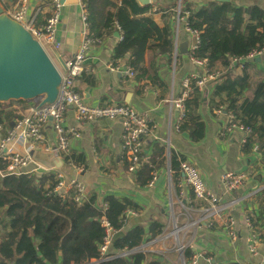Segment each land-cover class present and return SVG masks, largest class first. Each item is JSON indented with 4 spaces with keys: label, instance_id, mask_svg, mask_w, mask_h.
<instances>
[{
    "label": "crops",
    "instance_id": "crops-1",
    "mask_svg": "<svg viewBox=\"0 0 264 264\" xmlns=\"http://www.w3.org/2000/svg\"><path fill=\"white\" fill-rule=\"evenodd\" d=\"M211 2L216 0H179L178 7L181 9L182 5L184 7L193 5L198 10ZM172 4L173 0H152V11L157 10L152 15L160 28H164L169 21L167 13ZM228 6L240 18L253 9L264 12V0H230ZM6 7L9 5L7 4ZM39 10L41 14L36 19V25L41 27L51 16L52 0H31L30 17H34ZM85 13H87L85 0H63L61 22L56 32L57 45L47 49L53 62L61 71H64L65 64L78 54L83 42L88 40L90 46L87 59L83 63L84 72L81 78L75 81L74 91L88 106H128L137 113L146 115L151 121L152 131L144 140L142 161L150 158L156 143H162L167 148L168 154L173 153L192 163L221 204L230 207L231 203L237 202L229 209V214L235 220L237 241L232 246L218 231H212L206 226H195L200 214H192L188 217L186 211L193 207L199 210L200 203L195 200L191 188L182 176L178 178L171 176L169 162L156 176L152 185L145 189L137 188L134 174L127 172L123 162L125 156L122 151L123 125L120 120H102L87 125L77 121L75 109H68L64 118L65 128L75 127L79 131L78 137L68 136L69 155L82 154L87 158V165L85 168L82 167L86 169L83 176L77 177L75 167L66 166L64 158L68 155L62 157L60 169L51 163L31 158L46 168H53L64 173L67 182L79 179L86 183L88 191L98 194L100 202L110 195L130 197L141 211L128 221L126 231L134 227H142L148 233L152 224L159 223L164 227L161 237H167L178 230L182 247L189 248L195 245L198 250H207L216 264H262L264 258V165L261 154L259 151H254L255 154L250 157L243 154L245 136L239 131L228 138L221 137L226 116L212 113L206 102L200 110L206 126L205 137L200 144H192L189 137L179 131L182 118L180 111L169 103L171 99L178 100L181 97L182 81L185 78L202 71V68L195 66L188 56V52L190 53L196 45V38L185 32L180 34L181 23L177 21L174 51L159 47L148 55L144 66L151 74H154L156 67H159V78L166 83V87L155 86L145 76L128 80L122 72L110 69V65L118 61L113 58L121 40H118L115 34L103 39L91 35L83 22ZM182 46L188 47L185 56L180 54ZM176 49L178 54L175 59ZM127 60L122 61V70L131 68L125 65ZM252 62L255 64L252 71L258 79L254 99L257 102L264 100V55ZM214 71L219 73L217 69ZM166 89L167 93H165ZM37 104L27 106L22 117L28 114L26 111ZM42 133L48 144L55 145L57 133L52 126L44 127ZM24 146L25 143L20 142L17 145L18 151L23 152ZM94 150L98 151L97 154H93ZM29 152L32 153V151ZM33 169L32 163L21 171L7 168V174L11 176L1 180L2 188L5 191L14 190L17 193L25 191L26 199L36 202L35 194L47 190L46 187L49 186L53 175H36L34 182L29 183L27 175ZM227 173L245 176V184L239 192L229 194L224 191L221 177ZM247 219L253 227L256 226L254 228L260 239L256 258L250 255L247 247L249 238ZM176 247V243L170 241L169 249L172 253L167 258L169 264L181 263L179 253H174Z\"/></svg>",
    "mask_w": 264,
    "mask_h": 264
},
{
    "label": "trees",
    "instance_id": "trees-1",
    "mask_svg": "<svg viewBox=\"0 0 264 264\" xmlns=\"http://www.w3.org/2000/svg\"><path fill=\"white\" fill-rule=\"evenodd\" d=\"M3 5L6 8V4ZM178 6L179 0H173L167 13L169 21L160 28L154 21L152 7H142L137 0H85L87 28L91 35L101 39L119 34L121 41L113 59H128L125 65L138 69L139 79L145 76L155 86L166 87L159 78V67L151 74L144 63L159 47L174 51ZM229 7L218 2L198 10L193 5H182L180 34L190 35L186 31L189 29L198 37V45L188 52L189 58L206 62L221 76L206 93L195 90L190 94L184 103L179 131L194 145L203 141L206 126L200 110L206 102L212 113L222 110L227 116L233 115L239 125L251 130L242 152L250 157L254 151H259L264 165V100L254 101L258 86L257 75L252 71L255 64L249 61L232 66V61L264 47V12L253 9L240 18ZM31 104L34 103L0 105V140L8 137L14 123ZM154 146L150 158L142 161L134 173L139 189L152 185L168 162L171 176H182L180 165L186 159L168 154L162 143ZM64 162L68 167L85 168L87 158L82 154H70ZM123 162L128 172L130 164L126 155ZM0 166L6 168L9 165L0 159ZM54 187L52 179L47 190L41 191L44 193L41 200L33 202L26 199L25 191H5L0 180V264H165L161 262L163 256L142 253L104 261L100 252L105 237L101 227L104 214L116 235L125 233L123 238L113 242L114 253L135 250L163 234L164 227L159 223L152 224L148 233L142 227L126 231L125 212L129 209L141 211L130 197L110 195L100 202L98 194L89 192L86 199L75 202L73 195L54 196ZM214 230L218 231L219 227L215 226ZM184 258L191 259L192 252L186 251Z\"/></svg>",
    "mask_w": 264,
    "mask_h": 264
},
{
    "label": "built area",
    "instance_id": "built-area-1",
    "mask_svg": "<svg viewBox=\"0 0 264 264\" xmlns=\"http://www.w3.org/2000/svg\"><path fill=\"white\" fill-rule=\"evenodd\" d=\"M6 5L8 4L9 10L7 13L16 22L24 25L47 50L50 47H55L56 44V29L60 23L61 11L63 7V0H52V12L51 16L47 20L46 24L34 29L36 19L41 14V11H37L34 17H30V3L31 0H0ZM10 2V3H8ZM157 10H153L152 14H155ZM181 9H178V21L181 23L180 18ZM83 22L88 27V14L85 13ZM88 29V28H87ZM188 33L196 38V46L198 45V37L196 34L191 33L189 29H186ZM90 42L85 40L79 50L68 63L65 64L64 71H61L63 82L60 90V95L57 101L45 108L37 109V105L26 111V116L17 120L12 126L11 131L8 133V137L0 140V159L6 162L9 166L4 168L0 166V180H5L11 175L7 174V168L11 170L21 171L29 164L34 165V169L27 175L29 183H33L36 179V175H53V182L55 187L52 191L54 196L69 197L74 196L75 202H79L88 197L89 191L86 183L79 179L66 181L65 174L56 171L55 169H49L42 164L35 162L30 152H38L41 154L53 155L55 158L62 160L63 156L69 155V137L70 135L78 137L79 131L75 127L65 128L64 118L68 109H75L76 119L80 123H87V125L95 124L102 120L109 121H122L123 125V154L127 156L130 164L128 172L134 174L136 168L140 166L142 162L141 152L143 149L144 140L151 134L152 126L151 121L144 114L137 113L133 108L128 106H114V107H91L86 105L82 98L74 91L75 81L81 78L84 72L83 63L87 59V53L89 50ZM193 49V50H194ZM192 50V51H193ZM178 54L176 49L175 59ZM264 55V47L258 51L253 52L249 56L241 58L240 60L232 61L233 65L243 64L249 61H255ZM192 63L202 68L200 73L192 74L182 81L183 93L178 100L171 99L170 105L175 106L181 113L184 114V103L189 98L190 94L197 90L200 93H206L208 89L213 85L221 76L211 69L206 62L198 61L191 58ZM122 60H118L115 64L110 65L112 71L122 72L126 79L132 80L138 76V69L122 70ZM218 116L225 115L222 110L215 111ZM226 121L222 127L221 137L228 138L236 131L244 134V142L251 135L250 129H245L239 125L233 115H225ZM182 119V118H181ZM46 126H52L56 131L55 145L47 143L42 129ZM20 142H24L25 146L22 147L23 152H19L17 145ZM97 150L93 151V154H97ZM180 174L184 178L186 184L191 188L192 193L196 201L200 203V209L196 210L194 207L186 211V215L189 217L192 214H200L198 220L195 222V226H206L212 230L215 226L219 227L218 233L223 235L227 240L235 245L238 234L235 231V220L229 214L231 206L237 204L233 202L230 207L221 204L220 200L210 191L208 186L203 181L198 170L189 161L182 162L180 165ZM77 177L85 174L84 169L75 168ZM246 178L243 174L227 173L221 177V185L226 193L239 192L244 184ZM41 192L35 194L36 202H39L42 198ZM104 213L107 211V206L103 207ZM139 214L138 211L129 209L124 214L125 227L128 225V221L131 218L136 217ZM247 225L249 230L248 238V251L252 257H258V250L260 247V239L257 235L255 228L247 219ZM101 227L104 231L105 237L103 239L100 252L104 261H111L119 259L132 254L142 253L146 255H167V258L171 256V250L169 249L170 241L176 243L174 253L180 255V264H216L210 252L207 250H198L195 245H191L189 248L181 246L180 231L175 230L167 237H159L155 240L146 241L139 248L132 251H124L122 253H114L112 249L113 239L116 235L113 227L107 221L106 215L101 219ZM221 227V228H220ZM175 241V242H174ZM186 251L192 252V258L186 260L184 253ZM167 258L163 259L165 264H169ZM264 264V258L262 260Z\"/></svg>",
    "mask_w": 264,
    "mask_h": 264
},
{
    "label": "water",
    "instance_id": "water-1",
    "mask_svg": "<svg viewBox=\"0 0 264 264\" xmlns=\"http://www.w3.org/2000/svg\"><path fill=\"white\" fill-rule=\"evenodd\" d=\"M137 1L142 7L152 5V0ZM216 2L229 4L230 0ZM115 37L121 40L119 34ZM187 51V46L180 47L182 56L187 55ZM62 82L60 68L48 51L24 25L9 16L0 1V105L38 102L37 109L49 107L57 101ZM37 153H30V156L62 168L60 159ZM124 236L123 232L115 235L113 242Z\"/></svg>",
    "mask_w": 264,
    "mask_h": 264
},
{
    "label": "rangeland",
    "instance_id": "rangeland-1",
    "mask_svg": "<svg viewBox=\"0 0 264 264\" xmlns=\"http://www.w3.org/2000/svg\"><path fill=\"white\" fill-rule=\"evenodd\" d=\"M63 8V7H62ZM6 10L8 11L9 9L8 8H6ZM30 12V11H29ZM39 28V26H37L36 24H35V27H34V29H38ZM38 31V30H37ZM60 71H61V69H60ZM33 103H38V102H33ZM38 105V104H37ZM164 258H167V255H164ZM169 258V257H168Z\"/></svg>",
    "mask_w": 264,
    "mask_h": 264
},
{
    "label": "bare ground",
    "instance_id": "bare-ground-1",
    "mask_svg": "<svg viewBox=\"0 0 264 264\" xmlns=\"http://www.w3.org/2000/svg\"><path fill=\"white\" fill-rule=\"evenodd\" d=\"M60 22H61V19H60ZM60 24V23H59ZM56 32H57V29H56ZM43 46V45H42ZM44 47V46H43ZM45 48V47H44Z\"/></svg>",
    "mask_w": 264,
    "mask_h": 264
}]
</instances>
